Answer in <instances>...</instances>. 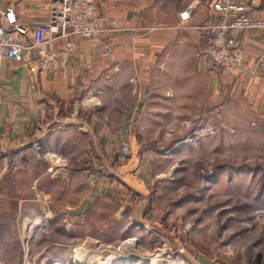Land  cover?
Listing matches in <instances>:
<instances>
[{
	"label": "rangeland",
	"instance_id": "1",
	"mask_svg": "<svg viewBox=\"0 0 264 264\" xmlns=\"http://www.w3.org/2000/svg\"><path fill=\"white\" fill-rule=\"evenodd\" d=\"M95 1L100 18V11L107 9L113 13L121 2L126 13L132 11L138 15L139 21L133 28L141 35L137 54L142 64L141 82L144 86L145 80L150 82L152 68L158 80L155 96L165 99L174 94L182 103L188 101L189 107L187 112L175 116H170L164 107H144L140 101L148 96V91H141L140 82L132 95L128 83L117 91L116 78L112 92L110 77L100 82L98 94L94 95L97 99L92 95L80 96L74 106L79 116L95 109L108 115L113 126L119 127L125 121L130 132L112 137L115 149L101 137L92 139L89 146L82 139L81 144L88 150L82 153L80 163L87 169L82 174L76 171L83 181L77 189L82 197L91 196L93 183L94 194L100 192L101 196H113L121 201L126 196L128 199L120 207L127 214L71 217L62 211L66 206L61 202V194L67 177L76 176L70 184L75 187V179L79 178L75 170L63 175L59 167L13 171L5 166V173L0 176V234L6 236L0 239L3 249L0 257L7 264H104L112 251L122 252V242L129 240L135 247L117 257L126 261L125 264H147L152 256L158 257V264H172L173 260L181 264H264V111L242 97L238 104L241 110L234 112L235 99L229 92H224V100L216 108L219 101L214 90L216 78L210 72L219 75L244 68V45L237 34L244 30L236 32L243 45L242 65L225 69L209 67L204 54L198 51L209 31L205 25L216 20L211 4L210 17L193 27L199 32L193 38V57L196 55L200 62L204 61L206 68L200 69L201 63L195 61L182 67L186 62L180 49L190 42L192 35L171 37L163 42L164 38L156 34L168 25L178 29L184 26V20L189 17L177 19L173 8L182 4L186 10L201 0ZM162 11L170 12L168 19H160ZM130 26L127 21L109 24L111 30ZM100 29L103 34L104 29L101 26ZM185 31L189 33L188 29ZM154 35L157 37L151 43L168 44L157 55L147 50L146 39ZM109 45L110 50L101 53L102 58L113 53ZM154 58L156 66H152ZM256 74L264 76L262 58L253 65L250 77ZM158 103L167 106L165 100ZM124 111L127 120L122 119ZM122 145L129 146V155H122ZM50 159L55 163L54 157ZM106 163L113 164L105 166ZM92 178L101 179L102 185ZM113 185H116L114 189ZM95 225L106 229L101 231ZM84 228L91 233H85ZM92 233L95 236H86ZM82 245L104 250V259L100 263L86 257L81 260L83 257H77V252Z\"/></svg>",
	"mask_w": 264,
	"mask_h": 264
},
{
	"label": "crops",
	"instance_id": "2",
	"mask_svg": "<svg viewBox=\"0 0 264 264\" xmlns=\"http://www.w3.org/2000/svg\"><path fill=\"white\" fill-rule=\"evenodd\" d=\"M195 1L197 2V0ZM213 1L201 0L200 4L194 3V6L197 5L191 11L189 19L184 20L185 24L181 22L184 26L178 29L173 25H168L156 34L158 37L164 38L163 42L171 37H183L185 35L191 37L192 35L190 42H185V47L180 49L185 54L184 61L186 62L181 65L182 67L195 61L197 64L201 63L200 69L206 68L204 61L200 62L196 55L193 57L195 49L193 38H196L199 34L193 27L201 20L210 17L209 9ZM247 1L257 15L264 16V0ZM0 4L14 7L21 22L25 24L37 26L47 23L46 0H0ZM185 8V5L179 4L173 8L172 13H175V17L179 19V15L184 12ZM126 11L122 8V2L118 8H114L113 13L107 9L100 11L102 16L99 23L101 28L104 29L103 34L100 38H73L75 47L70 52L64 48L67 41L64 38H55L52 41L45 42V48L55 49L59 52L57 60L47 71L37 73L36 66L23 62L12 67H9L7 63L1 66L0 80L4 84V94L3 103L0 107V116H2V125L0 126V176L4 175L5 166H9V169L13 171L24 168L56 167L58 169L59 167L63 175H66L70 170H75V174L79 175V178L75 179V187L72 188L73 185L70 184L71 179L76 176H71L70 179L67 177L61 194V202L66 206L62 211L71 217H120L127 214L120 205L128 197L124 196L121 201L117 197L101 196L100 192L94 194L95 185L93 183L91 196L82 197L79 189H77V186L83 183L80 180V173L82 174L83 170L87 169L80 163L82 153L88 150L84 143L81 144L82 139L89 146L92 139L95 140V138L101 137V139L104 138L103 142H107L112 149L113 147L115 149L112 137L126 135L130 132L125 121L119 127H116L117 125L113 126L109 122L108 115L104 116L103 113H98L95 109L79 116L74 106L80 96L89 95L91 97L92 95L93 98H96L94 95L98 94L97 90L100 82L110 77L112 81L108 80V83L111 84L112 89L109 91L112 92H114L113 85L117 80V91L121 90L125 83H128L131 94L135 95L136 84L140 82L143 85H139L141 91H148V96H144L145 99L140 101V105L143 102L144 107H153L154 105V109L164 107L170 116L182 115L187 112L185 110L189 107L187 106L189 105L188 101L187 104L182 103L174 94L166 96L165 99H161L159 95L155 96L154 88L158 86V80L155 79L156 73L152 71V68L149 72L150 82L145 80L146 86L141 82L142 64L139 63L140 57L137 55L141 49L138 46V39L141 35L133 28L136 25L135 23L139 21V17L132 11L130 13H126ZM162 13L161 20L169 18V11H162ZM112 21L118 25L122 24L123 21H127L132 26L126 27L125 30L123 28L111 30L109 24ZM186 29L189 30V33L185 31ZM237 34L244 45V68L220 72L219 75H216L218 73L215 72V74L214 71H210L216 78L214 90L216 100H219L216 108L224 100V92H229L234 95L235 101H233L232 108L234 112L241 110V105L238 104H241L239 101L242 97L247 99L250 105H255V108L264 111V76L256 74L250 77L252 67L257 59L262 58L264 60V30L240 31ZM149 36L146 39L149 53L157 55V51L167 47L168 44L156 45L155 41L151 43L150 40L157 36ZM100 39L111 43L113 53L110 56L101 57L100 50L97 47ZM156 60L154 58L152 66L157 65ZM153 72L154 75L152 76ZM203 77L202 74L201 78L204 79ZM198 90L200 91V88ZM135 100L137 102L136 97ZM159 100H165L167 106L160 105ZM180 105L183 108H178ZM122 119H128L126 111L122 113ZM180 130H182L181 127ZM178 143L176 142L175 146H178ZM109 145H107V150L110 148ZM46 156H49V158L46 159ZM53 157L56 160L55 163L50 159ZM111 164L113 163H106L105 166ZM79 170L80 173L76 172ZM92 180L93 182L98 181L97 183L102 185L101 179L92 178ZM104 180L106 181V179ZM103 186H105V183ZM115 186L113 185L112 189ZM116 190L119 192L120 187L118 186ZM75 192L79 194L74 195ZM123 193L125 192L123 191ZM86 221L88 224L89 221ZM126 224L125 222L122 225V234L125 232L124 227ZM104 227L95 225V228L101 231H105L106 228ZM126 228L128 227L126 226ZM84 231L85 233H91L85 228ZM88 235L95 236L93 233L86 234V236ZM5 236V233L0 234V239ZM90 236L88 238H91ZM119 237L120 234L116 239ZM1 247L0 242V252L3 250ZM5 260L0 257V264H7Z\"/></svg>",
	"mask_w": 264,
	"mask_h": 264
},
{
	"label": "built area",
	"instance_id": "3",
	"mask_svg": "<svg viewBox=\"0 0 264 264\" xmlns=\"http://www.w3.org/2000/svg\"><path fill=\"white\" fill-rule=\"evenodd\" d=\"M46 3L47 23L37 26L21 22L14 7L0 4V79L1 66L5 63L12 67L23 62L36 66L37 73L47 71L59 52L45 48V42L64 38L67 40L64 48L70 52L75 47L73 38H99L102 35L95 0H46ZM193 7L184 10L180 17L188 18ZM211 12L216 20L205 25L209 31L198 53L204 54L203 59L211 68L242 65L243 45L236 32L264 30V16L257 15L247 0H214ZM97 47L100 53L110 50L109 42L104 39L99 40ZM3 94L4 84L0 80V107ZM120 152L129 155V146L122 145Z\"/></svg>",
	"mask_w": 264,
	"mask_h": 264
},
{
	"label": "bare ground",
	"instance_id": "4",
	"mask_svg": "<svg viewBox=\"0 0 264 264\" xmlns=\"http://www.w3.org/2000/svg\"><path fill=\"white\" fill-rule=\"evenodd\" d=\"M86 245H82V246H84L83 248H81V247L78 248L79 252H77V257H83V258H81V260L86 257V260L89 259L92 262L96 261L97 263H100L99 262L100 259L103 260L105 257L104 250H101L98 247H95V248L92 247L90 249V247H88ZM121 245H122V247H120V249H121L120 251H122V252L112 251L110 256H109V259L106 262H104V264H122V263L125 264L126 263V261H121L117 257L120 256V254L123 253V251H125L126 249L135 247V244L132 241L126 240L125 242H122ZM87 250H90V253H93V254H89V252ZM157 258L158 257H155V256L150 257L149 258L150 261L147 264H158ZM168 262H170V261H168ZM170 263L181 264V262H179V260H178V262L173 260Z\"/></svg>",
	"mask_w": 264,
	"mask_h": 264
}]
</instances>
